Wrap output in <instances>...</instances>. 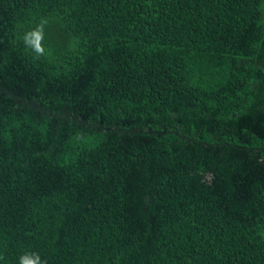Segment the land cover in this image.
I'll use <instances>...</instances> for the list:
<instances>
[{"label":"trees","instance_id":"16d2710c","mask_svg":"<svg viewBox=\"0 0 264 264\" xmlns=\"http://www.w3.org/2000/svg\"><path fill=\"white\" fill-rule=\"evenodd\" d=\"M25 251L264 264V0H0V264Z\"/></svg>","mask_w":264,"mask_h":264},{"label":"clouds","instance_id":"9594fccd","mask_svg":"<svg viewBox=\"0 0 264 264\" xmlns=\"http://www.w3.org/2000/svg\"><path fill=\"white\" fill-rule=\"evenodd\" d=\"M48 24L46 18H42L35 27L25 31L20 37L24 48L34 60H40L50 55V50L44 44L45 26ZM17 264H47L39 252L25 251L17 258Z\"/></svg>","mask_w":264,"mask_h":264}]
</instances>
